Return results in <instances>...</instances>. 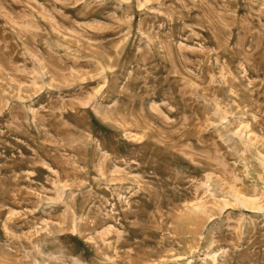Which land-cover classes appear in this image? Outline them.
<instances>
[{
  "label": "rangeland",
  "instance_id": "rangeland-1",
  "mask_svg": "<svg viewBox=\"0 0 264 264\" xmlns=\"http://www.w3.org/2000/svg\"><path fill=\"white\" fill-rule=\"evenodd\" d=\"M0 264H264V0H0Z\"/></svg>",
  "mask_w": 264,
  "mask_h": 264
}]
</instances>
